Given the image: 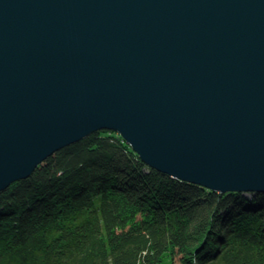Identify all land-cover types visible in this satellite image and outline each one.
Wrapping results in <instances>:
<instances>
[{
  "label": "water",
  "instance_id": "1",
  "mask_svg": "<svg viewBox=\"0 0 264 264\" xmlns=\"http://www.w3.org/2000/svg\"><path fill=\"white\" fill-rule=\"evenodd\" d=\"M100 130L171 178L264 193V0H0V193Z\"/></svg>",
  "mask_w": 264,
  "mask_h": 264
},
{
  "label": "trees",
  "instance_id": "2",
  "mask_svg": "<svg viewBox=\"0 0 264 264\" xmlns=\"http://www.w3.org/2000/svg\"><path fill=\"white\" fill-rule=\"evenodd\" d=\"M251 196L171 178L95 132L0 193V264H264Z\"/></svg>",
  "mask_w": 264,
  "mask_h": 264
},
{
  "label": "bare ground",
  "instance_id": "3",
  "mask_svg": "<svg viewBox=\"0 0 264 264\" xmlns=\"http://www.w3.org/2000/svg\"><path fill=\"white\" fill-rule=\"evenodd\" d=\"M100 131H103V130H100ZM108 131H110V130H108ZM96 132H99V131H96ZM113 133H115V134H118L117 132H115V131H112ZM95 133V132H94ZM89 135H91V134H89ZM88 135V136H89ZM88 136H86V137H88ZM86 137H84V138H86ZM83 138V139H84ZM81 141V140H80ZM72 145V144H71ZM129 148L131 149V147L129 146ZM131 151L137 156V158L139 159V156H138V154H136V152L133 150V149H131ZM140 160V159H139ZM170 177V176H169ZM174 179H176V178H174ZM181 181V180H180ZM230 193H233V192H230ZM242 194H244V193H242ZM255 194V193H254ZM245 195V194H244ZM0 226H3V223H1L0 224Z\"/></svg>",
  "mask_w": 264,
  "mask_h": 264
},
{
  "label": "rangeland",
  "instance_id": "4",
  "mask_svg": "<svg viewBox=\"0 0 264 264\" xmlns=\"http://www.w3.org/2000/svg\"><path fill=\"white\" fill-rule=\"evenodd\" d=\"M228 193H229V192H228ZM223 194H226V193H223ZM252 194H254V193H248V194H245V196L248 197V199H253V198H252L253 196H251ZM250 197H251V198H250Z\"/></svg>",
  "mask_w": 264,
  "mask_h": 264
}]
</instances>
